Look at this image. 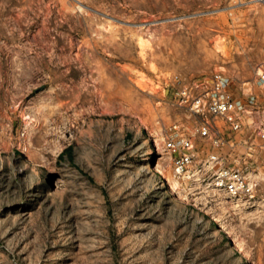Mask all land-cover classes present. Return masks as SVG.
<instances>
[{
    "label": "rangeland",
    "instance_id": "obj_1",
    "mask_svg": "<svg viewBox=\"0 0 264 264\" xmlns=\"http://www.w3.org/2000/svg\"><path fill=\"white\" fill-rule=\"evenodd\" d=\"M262 58L264 0H0V264H264L255 133L226 152L252 199L181 183L161 148L192 125L177 88Z\"/></svg>",
    "mask_w": 264,
    "mask_h": 264
},
{
    "label": "built area",
    "instance_id": "obj_2",
    "mask_svg": "<svg viewBox=\"0 0 264 264\" xmlns=\"http://www.w3.org/2000/svg\"><path fill=\"white\" fill-rule=\"evenodd\" d=\"M172 82L183 84L177 76ZM174 97L193 119L191 127L171 122L164 128L161 148L172 175L187 186L216 190L230 199L254 198L256 178L241 159H229L226 152L235 150L231 134L247 128L264 153V58L255 66L252 82L234 81L217 70L192 86H180Z\"/></svg>",
    "mask_w": 264,
    "mask_h": 264
},
{
    "label": "bare ground",
    "instance_id": "obj_3",
    "mask_svg": "<svg viewBox=\"0 0 264 264\" xmlns=\"http://www.w3.org/2000/svg\"><path fill=\"white\" fill-rule=\"evenodd\" d=\"M173 178H175L174 176H173ZM158 182V181H157ZM178 188V186H177V184H171V189L176 193V195L178 196V198H180V199H186L182 194H180L176 189ZM211 191H214V192H216V190H211ZM217 193V192H216ZM218 194H221V193H218ZM227 198V197H226ZM227 199H229V200H231V201H237V200H240V199H230V198H227ZM186 201V200H185ZM224 202H226L227 203V201H224ZM236 244V243H235ZM237 248H238V250L240 249V247L239 246H237ZM241 250V249H240ZM242 252V251H241Z\"/></svg>",
    "mask_w": 264,
    "mask_h": 264
},
{
    "label": "trees",
    "instance_id": "obj_4",
    "mask_svg": "<svg viewBox=\"0 0 264 264\" xmlns=\"http://www.w3.org/2000/svg\"><path fill=\"white\" fill-rule=\"evenodd\" d=\"M71 147L70 146H68V147H66L64 150H63V152L61 153V155H60V157H63L64 155H68V156H71Z\"/></svg>",
    "mask_w": 264,
    "mask_h": 264
}]
</instances>
